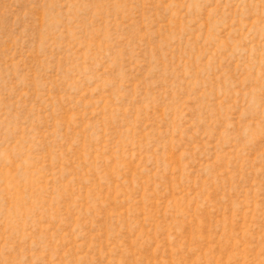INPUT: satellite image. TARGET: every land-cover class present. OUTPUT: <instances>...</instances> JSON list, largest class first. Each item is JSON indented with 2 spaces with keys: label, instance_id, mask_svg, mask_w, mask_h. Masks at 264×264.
I'll list each match as a JSON object with an SVG mask.
<instances>
[{
  "label": "rangeland",
  "instance_id": "374dc122",
  "mask_svg": "<svg viewBox=\"0 0 264 264\" xmlns=\"http://www.w3.org/2000/svg\"><path fill=\"white\" fill-rule=\"evenodd\" d=\"M0 264H264V0H0Z\"/></svg>",
  "mask_w": 264,
  "mask_h": 264
}]
</instances>
